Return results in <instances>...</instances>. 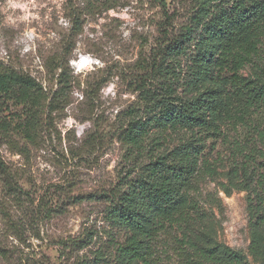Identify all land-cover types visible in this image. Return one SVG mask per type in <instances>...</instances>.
I'll use <instances>...</instances> for the list:
<instances>
[{
	"label": "rangeland",
	"instance_id": "obj_1",
	"mask_svg": "<svg viewBox=\"0 0 264 264\" xmlns=\"http://www.w3.org/2000/svg\"><path fill=\"white\" fill-rule=\"evenodd\" d=\"M200 1L0 0V74L33 84L11 83L0 97V264H128L117 249L129 234L112 212L146 166L181 147L201 151L215 171L200 165L187 192L198 241L264 264L248 254L247 193L231 188L227 197L221 188L242 132L157 122L167 103L220 88L212 79L187 87L210 17ZM261 41L240 76L264 69ZM217 47L207 43L209 58ZM131 125L145 127L137 144L126 137ZM180 238L176 227L158 233L148 257L178 264Z\"/></svg>",
	"mask_w": 264,
	"mask_h": 264
},
{
	"label": "trees",
	"instance_id": "obj_2",
	"mask_svg": "<svg viewBox=\"0 0 264 264\" xmlns=\"http://www.w3.org/2000/svg\"><path fill=\"white\" fill-rule=\"evenodd\" d=\"M213 0L200 1V11L209 19L203 24L206 38L197 43L198 65L187 87L197 88L212 79L219 90L204 91L199 99L167 103L158 119L170 127L197 128L220 135L223 126L242 132L233 146L229 185H221L228 197L231 188L247 193V210L251 239L248 254L253 260L264 259V69L256 66L255 78L240 76L239 71L253 63L264 38V0H230L228 9L208 11ZM211 14V15H210ZM217 40L215 58H209L206 45ZM33 86L30 79L0 74V97L11 95V85ZM142 125H131L126 137L137 144L144 135ZM200 152L193 148L175 149L169 156L159 157L144 169L142 177L128 186L120 199L121 210L114 218L129 234L117 249L128 264H156L148 257L154 237L176 227L178 264H241V259L221 245L204 247L198 241L195 217L200 216L187 192L200 165L205 173L215 171ZM168 157H170L168 159ZM238 179H240L238 181ZM236 180V181H235Z\"/></svg>",
	"mask_w": 264,
	"mask_h": 264
},
{
	"label": "clouds",
	"instance_id": "obj_3",
	"mask_svg": "<svg viewBox=\"0 0 264 264\" xmlns=\"http://www.w3.org/2000/svg\"><path fill=\"white\" fill-rule=\"evenodd\" d=\"M12 7H18V5L13 4Z\"/></svg>",
	"mask_w": 264,
	"mask_h": 264
}]
</instances>
